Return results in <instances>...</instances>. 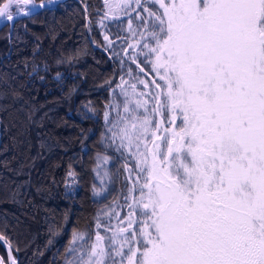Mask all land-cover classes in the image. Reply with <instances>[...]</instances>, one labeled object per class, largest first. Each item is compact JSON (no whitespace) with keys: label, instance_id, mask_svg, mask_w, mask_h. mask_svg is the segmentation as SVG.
Returning a JSON list of instances; mask_svg holds the SVG:
<instances>
[{"label":"snow or ice","instance_id":"1","mask_svg":"<svg viewBox=\"0 0 264 264\" xmlns=\"http://www.w3.org/2000/svg\"><path fill=\"white\" fill-rule=\"evenodd\" d=\"M136 3L151 21L141 55L163 84L151 112L137 99L112 125L124 122L121 148L135 146L139 195L112 251L97 232L80 264H264V0ZM29 5L0 0V17L28 16Z\"/></svg>","mask_w":264,"mask_h":264},{"label":"trees","instance_id":"2","mask_svg":"<svg viewBox=\"0 0 264 264\" xmlns=\"http://www.w3.org/2000/svg\"><path fill=\"white\" fill-rule=\"evenodd\" d=\"M127 2L129 14L122 3L110 12L113 0H68L16 20L10 35L8 24L0 29V233L17 264H63L73 234L90 239L117 213L128 219L130 162L107 128L117 75L149 68L141 52L150 20L140 14L144 25L130 35L126 20L139 7ZM105 158L109 187L95 198Z\"/></svg>","mask_w":264,"mask_h":264},{"label":"rangeland","instance_id":"3","mask_svg":"<svg viewBox=\"0 0 264 264\" xmlns=\"http://www.w3.org/2000/svg\"><path fill=\"white\" fill-rule=\"evenodd\" d=\"M132 1V0H130ZM113 3L120 4V0H113ZM131 2H127V6H123L122 9H118L119 12H122V14H129L133 11V6L129 8V5ZM114 5V4H113ZM158 7V6H156ZM140 14L148 15L143 11L141 7L139 9H136L131 16H129L126 20V31L130 35H134L138 33L141 28L144 25V22H140ZM129 22H131V28H129ZM151 21L148 26V32L151 30ZM147 39L150 40L151 37L147 34ZM147 51V50H146ZM135 50L132 52H128L127 55L130 56L131 60L133 58H136L135 56ZM145 59L147 61V65H149V68L146 70L144 69L143 65H138L137 70L132 73V69H128L123 73H120L117 75V84L115 86L116 94H115V100L113 101V104L111 106L112 112L110 114V123L107 128V136L111 143L119 149L121 152H123L127 158L129 159L130 165H129V173H130V191L129 194L132 195V202L133 197H138L139 195V184L136 183L137 181V171L136 168L137 160L134 155L136 149L135 146L129 150L127 147V143L125 142V147H120V140L114 139L113 133H117L119 131V127L123 126V121H120V125L116 128H113L112 125L115 121L119 120L121 116L126 117L127 119H131V112L125 113L123 111L125 104L129 107L130 110L136 109L135 101L137 99H143L149 101L147 108L149 112H151L153 106H154V100L153 97L157 94L159 89L156 88V84H163V81H160L156 75V73L152 69L151 63L148 62L147 57L145 56ZM136 60V59H135ZM140 69V70H139ZM143 69V71H141ZM143 81L144 83H141ZM153 81L156 83L154 84ZM132 85H135V91H133ZM147 85V86H146ZM127 93V95H125ZM143 93L144 95L141 96L140 94ZM136 114L138 116H144L145 111L144 108H140L136 110ZM167 115V113H166ZM153 122H157L160 119V116H152ZM141 150H143V145H141ZM131 153V154H130ZM108 166H109V158L107 160L100 161L97 165V167L94 170L95 174V182H94V188H93V196L95 198L105 196L108 187H109V181H110V174H108ZM70 189L74 190L76 189L75 184V177L70 176L69 181L67 183ZM131 202V203H132ZM131 211V209L129 208ZM116 218L112 223L107 225L106 227H103L104 229L100 232H98L101 236H103L105 239L103 241L105 249L110 253L112 249H110L108 246L111 243V237L113 236V233L116 231L117 227H124V223L126 222L125 217L119 216V214H116ZM138 218V217H137ZM138 227V225H137ZM81 234V233H79ZM94 234L90 239H87L86 236L83 234L84 239L80 240L77 239L75 243H73V236L71 237V243L68 246V249L66 250V257L63 260V264H80V261L87 260L88 259V252L91 249V245L96 243ZM127 235H131V232L127 233ZM123 237H118V239H122ZM113 247H116L113 245ZM71 249V251H70ZM127 251V249H125ZM95 259V258H93ZM112 257H108L105 259V264H112ZM116 261H119V257H114Z\"/></svg>","mask_w":264,"mask_h":264},{"label":"water","instance_id":"4","mask_svg":"<svg viewBox=\"0 0 264 264\" xmlns=\"http://www.w3.org/2000/svg\"><path fill=\"white\" fill-rule=\"evenodd\" d=\"M65 1H68V0H46V1L33 0V3L35 5H37V7L35 8L34 11H31L32 6L29 5L27 10H29L30 14L28 16L36 14V12L41 11V10H45L47 8L48 9H52V8L57 6V3H62V2H65ZM40 4H44L45 6L44 7H38V5H40ZM25 17H27V16H24V15L21 14V15L17 16L13 21H8L5 18L0 17V29L5 24H8V28H9L8 34L10 35L11 32H12V29H13L12 28L13 24L15 23V21L18 20V19H21V18H25ZM86 17H87V14H86ZM0 236L4 237L3 240H0V243L3 246V248L5 249V253L7 254V258L6 259H4L2 254H0V260L3 261V264H12V262L14 260L15 264H17L18 263L17 250L16 249L14 250L12 248L11 244L8 242L7 237L4 234L2 235L0 233ZM9 245H10V247H9Z\"/></svg>","mask_w":264,"mask_h":264},{"label":"flooded vegetation","instance_id":"5","mask_svg":"<svg viewBox=\"0 0 264 264\" xmlns=\"http://www.w3.org/2000/svg\"><path fill=\"white\" fill-rule=\"evenodd\" d=\"M3 256V255H2Z\"/></svg>","mask_w":264,"mask_h":264}]
</instances>
